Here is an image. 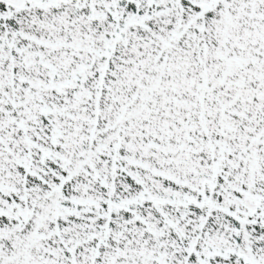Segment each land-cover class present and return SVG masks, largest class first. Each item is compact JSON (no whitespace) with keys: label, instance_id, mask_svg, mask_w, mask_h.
<instances>
[{"label":"snow or ice","instance_id":"6c2138e0","mask_svg":"<svg viewBox=\"0 0 264 264\" xmlns=\"http://www.w3.org/2000/svg\"><path fill=\"white\" fill-rule=\"evenodd\" d=\"M0 264H264V0H0Z\"/></svg>","mask_w":264,"mask_h":264}]
</instances>
